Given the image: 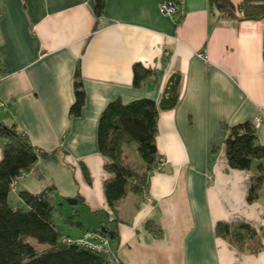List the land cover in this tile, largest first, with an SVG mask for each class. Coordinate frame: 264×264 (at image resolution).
I'll return each mask as SVG.
<instances>
[{
	"label": "crops",
	"instance_id": "crops-1",
	"mask_svg": "<svg viewBox=\"0 0 264 264\" xmlns=\"http://www.w3.org/2000/svg\"><path fill=\"white\" fill-rule=\"evenodd\" d=\"M164 1L104 0L97 17L93 0H0V121L49 153L15 178L7 200L25 209L20 190L52 187L53 210L59 204L72 227L61 240L104 229L106 249L125 264H264V183L249 202L253 171L229 167L224 145L226 126L246 120L264 144V17H220L208 0H176L175 23L160 10ZM134 63L154 71L139 86ZM76 68L84 101L73 117ZM171 71L180 86L175 106L157 118L162 165L143 194L118 201L116 219L103 189L111 172L97 148L100 111L114 98L157 101ZM60 200L80 204L86 224L83 212H62ZM235 220L255 229L259 249L215 235L216 222Z\"/></svg>",
	"mask_w": 264,
	"mask_h": 264
},
{
	"label": "trees",
	"instance_id": "trees-1",
	"mask_svg": "<svg viewBox=\"0 0 264 264\" xmlns=\"http://www.w3.org/2000/svg\"><path fill=\"white\" fill-rule=\"evenodd\" d=\"M220 17H237L239 20H257L264 17V0H208ZM104 0H93L92 10L100 16ZM237 12H235V7ZM175 23L180 17L175 18ZM3 67L0 61V73ZM134 86H139L154 71L140 63L132 66ZM74 101L69 108L70 116H78L84 101V92L78 68L74 73ZM180 75L171 71L163 83L156 100L142 97L127 102L114 98L100 111L97 122V148L109 159L106 168L111 176L104 182L103 189L107 205L117 219L118 201L127 193L143 194L149 181V174L160 160L156 146L157 118L161 110L175 106L179 96ZM224 138L225 155L229 167L252 170L247 200L258 198L264 183V144L255 140L254 124L246 120L227 125ZM135 145L134 164L125 161V148ZM0 264H125L110 255L107 249L92 251L75 243L61 240V229L52 220L53 188L47 187L38 194L19 191V197L26 208H13L8 200L10 184L21 173L29 170L39 157L48 152L33 146L27 135L15 124L0 121ZM75 215L66 218L71 221ZM76 223L80 220L76 218ZM153 230V223L146 222ZM98 230V229H97ZM101 230V229H99ZM104 233V229L101 230ZM214 233L239 250L256 251L260 248L257 232L245 222H216ZM105 234V233H104ZM30 239L34 240L32 242Z\"/></svg>",
	"mask_w": 264,
	"mask_h": 264
},
{
	"label": "built area",
	"instance_id": "built-area-1",
	"mask_svg": "<svg viewBox=\"0 0 264 264\" xmlns=\"http://www.w3.org/2000/svg\"><path fill=\"white\" fill-rule=\"evenodd\" d=\"M177 2L176 0H165L160 5L161 12L169 15L171 18H177ZM202 55V53H201ZM6 104L0 100V110L5 109ZM259 122V117H256L254 123L257 124ZM162 161L158 162L156 165V169L161 167ZM14 181L11 183V187H13ZM107 236L101 230H85L82 234L74 239L64 237L62 241L68 243H75L76 245L82 246L84 248L90 249L95 252H99L103 249H106L107 244Z\"/></svg>",
	"mask_w": 264,
	"mask_h": 264
},
{
	"label": "rangeland",
	"instance_id": "rangeland-1",
	"mask_svg": "<svg viewBox=\"0 0 264 264\" xmlns=\"http://www.w3.org/2000/svg\"><path fill=\"white\" fill-rule=\"evenodd\" d=\"M131 151V153H128V156L125 158L126 160H127V162L128 163H131V164H134V161L133 160H136L135 159V155H133V154H135V152H134V149L132 148L131 150H129V152ZM134 152V153H133ZM134 157V158H133ZM133 159V160H132ZM125 160V161H126ZM262 189H264V186H263V188ZM60 202H62V204H63V209H62V212H65V210H67V213H69V211H71L72 209H74L73 210V212L74 211H76V210H78V211H80V212H83V213H80L81 214V216H80V218H82V221L86 224V219H85V217H87V212L85 211V209L83 208L82 209V206L80 205V204H76V205H70V204H67L65 201H63V200H60ZM60 207H59V204H57L56 206H55V208H54V210H53V214H54V216H53V221L54 222H58V223H60V225L62 226V233H63V235L65 236L67 233H68V231H71L72 230V227L68 224V223H70V222H66L65 221V223H63L62 222V217H60V215L62 214L61 212H60ZM58 212H60L59 214L60 215H58ZM72 212V211H71ZM77 212V211H76ZM75 213V212H74ZM93 217V216H92ZM93 219V218H92ZM61 220V221H60ZM91 226V225H90ZM69 234V233H68ZM32 242H34V240H32V239H30Z\"/></svg>",
	"mask_w": 264,
	"mask_h": 264
},
{
	"label": "water",
	"instance_id": "water-1",
	"mask_svg": "<svg viewBox=\"0 0 264 264\" xmlns=\"http://www.w3.org/2000/svg\"><path fill=\"white\" fill-rule=\"evenodd\" d=\"M68 202L69 203H75L76 202V199H69Z\"/></svg>",
	"mask_w": 264,
	"mask_h": 264
}]
</instances>
